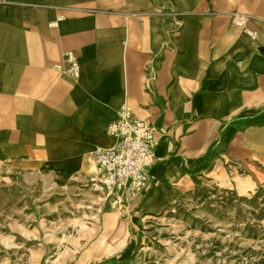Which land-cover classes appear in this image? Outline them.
Masks as SVG:
<instances>
[{
	"label": "crops",
	"instance_id": "obj_1",
	"mask_svg": "<svg viewBox=\"0 0 264 264\" xmlns=\"http://www.w3.org/2000/svg\"><path fill=\"white\" fill-rule=\"evenodd\" d=\"M125 104L157 131L147 194L264 171V0H0V174H78Z\"/></svg>",
	"mask_w": 264,
	"mask_h": 264
},
{
	"label": "rangeland",
	"instance_id": "obj_2",
	"mask_svg": "<svg viewBox=\"0 0 264 264\" xmlns=\"http://www.w3.org/2000/svg\"><path fill=\"white\" fill-rule=\"evenodd\" d=\"M237 168L194 175L142 223L91 154L64 185L1 173L0 264H264V171Z\"/></svg>",
	"mask_w": 264,
	"mask_h": 264
},
{
	"label": "built area",
	"instance_id": "obj_3",
	"mask_svg": "<svg viewBox=\"0 0 264 264\" xmlns=\"http://www.w3.org/2000/svg\"><path fill=\"white\" fill-rule=\"evenodd\" d=\"M233 21L242 31L255 37L257 31L248 26L249 16L234 13ZM65 60L75 78L81 73V64L72 51L65 53ZM114 139L111 146H98L93 159L100 174L99 186L108 196L114 194L117 202L139 203L152 186V168L157 162L155 125L135 114L125 104L119 109L118 118L109 126Z\"/></svg>",
	"mask_w": 264,
	"mask_h": 264
},
{
	"label": "bare ground",
	"instance_id": "obj_4",
	"mask_svg": "<svg viewBox=\"0 0 264 264\" xmlns=\"http://www.w3.org/2000/svg\"><path fill=\"white\" fill-rule=\"evenodd\" d=\"M108 142L100 141L96 137L93 139L95 147L97 142L100 145L103 146H111L114 141L112 137L109 135L107 130L104 131ZM70 162H68L66 159L63 161V167L60 168V172L58 173L57 178V183L64 185L69 179L75 176V174H71L70 170ZM168 205H170V202L167 197V189L163 188V186H159L155 192L148 193L147 196L144 198L142 203L140 204L139 208V215L137 217V220L139 223H142L145 218L151 214V212H161L163 211Z\"/></svg>",
	"mask_w": 264,
	"mask_h": 264
}]
</instances>
